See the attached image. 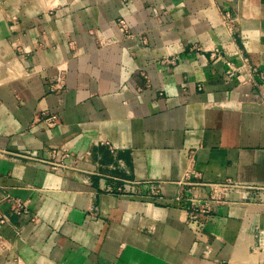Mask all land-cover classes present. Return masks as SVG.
Returning a JSON list of instances; mask_svg holds the SVG:
<instances>
[{"label":"crops","instance_id":"obj_1","mask_svg":"<svg viewBox=\"0 0 264 264\" xmlns=\"http://www.w3.org/2000/svg\"><path fill=\"white\" fill-rule=\"evenodd\" d=\"M0 264H264V0H0Z\"/></svg>","mask_w":264,"mask_h":264},{"label":"built area","instance_id":"obj_2","mask_svg":"<svg viewBox=\"0 0 264 264\" xmlns=\"http://www.w3.org/2000/svg\"><path fill=\"white\" fill-rule=\"evenodd\" d=\"M12 19H15L12 17ZM229 15L226 14L224 21L226 23L229 22ZM228 21V22H227ZM119 23V29L123 33L128 32V25L127 21L124 18H120L118 20ZM245 58H241L239 63H235L232 61H226L225 62V72L227 75L231 77L240 78L241 83H248L251 79L252 74L255 73V68H252L246 63ZM58 85H52V90L58 89ZM40 119H42L45 124L49 127H53L59 123V116L55 113H50L47 111L40 112L38 116ZM53 167H55L56 163H52ZM183 184H187L190 186H193L195 184H201V183H193L190 182L187 178H184L182 181ZM212 189V195L209 199L206 200H199L195 198L193 195L188 196V199L190 201V215L192 217H197L201 214H208L212 210L213 204L216 202H220V200L223 199V196L225 192L232 188H241L242 186L236 184L235 182H232L231 180H226L225 182H219V183H209L207 184ZM8 201L10 202L11 211L16 214L26 213L28 212V203L24 200H21L19 198H9ZM3 221V219L1 220Z\"/></svg>","mask_w":264,"mask_h":264}]
</instances>
